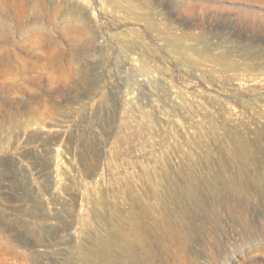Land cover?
I'll return each mask as SVG.
<instances>
[{
	"label": "rangeland",
	"instance_id": "rangeland-1",
	"mask_svg": "<svg viewBox=\"0 0 264 264\" xmlns=\"http://www.w3.org/2000/svg\"><path fill=\"white\" fill-rule=\"evenodd\" d=\"M12 9L0 14V264H104L85 245L117 232L128 242H225L199 258L264 264V197L244 204L255 234L232 227L218 202L228 228L216 241L200 234L201 220L168 223L165 236L152 223L160 210L131 201L152 197L151 171L167 154L176 166V149L202 163L232 157L228 127L251 143L254 164L264 161V0H15ZM158 249L156 264L176 263Z\"/></svg>",
	"mask_w": 264,
	"mask_h": 264
},
{
	"label": "bare ground",
	"instance_id": "bare-ground-1",
	"mask_svg": "<svg viewBox=\"0 0 264 264\" xmlns=\"http://www.w3.org/2000/svg\"><path fill=\"white\" fill-rule=\"evenodd\" d=\"M14 1L15 0H6L0 3V14L3 15L4 13H8L10 11L14 12L12 9ZM176 93L181 98L182 93L177 90L175 94ZM192 93L196 96L198 95L197 97L201 96H199L196 92ZM170 94H172V92ZM167 95L171 96L169 94ZM207 96L205 97L204 95L205 99L202 98L204 99L202 102H208V104L209 102L213 104L218 103L219 108L225 107L221 105V101L214 102L212 97L208 98ZM162 98L165 97L162 96ZM202 102L200 103V106L202 105ZM210 113L211 112L208 109L204 115L209 116L211 115ZM209 128L213 132H216L218 130V125L211 120ZM124 129L126 130V127ZM235 130H237V128ZM235 134L236 132L234 133V131L230 133V127L225 130V137L231 141V149L234 152H232V157L230 156L229 159H222L217 163L215 162L216 164L211 162L202 163L196 159V161H190L189 156L185 155V153H181V149L180 152L179 149H176V147V155H179V162L177 165H171V155L167 154L165 157L163 156L164 162L161 163V166L154 168L151 171L154 175L152 176V182L149 181L152 183L151 187L153 188L152 197L138 196L131 198L132 205L147 214H150L149 211L151 209H154L155 211L159 209L160 213L158 211L159 215L155 218L153 217L154 219L152 223L153 225L158 226L159 230L161 229V232L165 236H170L172 230L168 225L173 224L175 221L180 223L182 226L185 225L187 220L188 223H194L195 221L201 220L200 224H198L200 234H206L208 238L213 237L216 241L219 238V234L227 233L228 227L225 223H223L224 215L220 211L221 204H217L218 202L221 203L222 200L225 199L227 209L229 210L228 220L230 218L233 222L230 223V225L232 227H248L247 229H249L252 234H255L254 222L256 216L251 217L250 220L247 221L248 219L245 217L246 209L244 204L246 202V205L250 204L251 202L249 203V201L252 200V198L264 197V175H260L261 170L264 169V163H262L264 161H261V164L259 165L254 164L255 162L251 158L250 154L251 143L244 140V138L240 139L239 133V137ZM213 171L216 172V175ZM156 178L158 180H156ZM205 194L214 198L216 201H207ZM126 195L129 197V188L126 190ZM172 203H175L176 207L172 206ZM209 203L210 205H208ZM203 220L209 221L210 225L207 226L205 224L206 221ZM173 234L174 233L172 232L171 235ZM261 234H264V232ZM117 239L118 240L115 241L113 238H93V242H87L88 244L86 243L87 245H85L87 248L86 256H92V258L96 256L98 257L97 261L98 259H101L105 262L104 264H110L116 259H121L126 264H156L157 260H161L158 259L160 255L156 252V250H159L158 248H160V251L167 256H163L162 259L165 260L164 258L176 257L174 258L176 262L175 264H209L211 260H207L208 262L203 261V259L199 258L200 255L203 252H206V254L209 252L211 254V252H213V248L215 249L217 247L219 250H222L225 243L152 241L128 242L129 236L122 232H117ZM132 239L133 238H131V240ZM174 246L176 248H174ZM139 248H142L146 253L144 259L143 256L145 254L142 258L135 255L134 251ZM212 257L215 258L216 256H211V258ZM89 259L91 260V258ZM94 259L96 260V258ZM251 259L252 258H248V264H254V260Z\"/></svg>",
	"mask_w": 264,
	"mask_h": 264
}]
</instances>
